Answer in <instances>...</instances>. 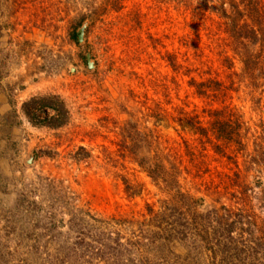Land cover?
I'll list each match as a JSON object with an SVG mask.
<instances>
[{"label":"rangeland","instance_id":"1","mask_svg":"<svg viewBox=\"0 0 264 264\" xmlns=\"http://www.w3.org/2000/svg\"><path fill=\"white\" fill-rule=\"evenodd\" d=\"M201 1L0 0V264H264L263 248L228 247L206 217L237 208V180L264 218L253 163L264 94L246 97L242 81L218 104L189 85L242 69ZM44 97L63 102L66 125L27 118L24 103ZM223 107L241 114L245 150L202 152L178 113L208 126L204 111ZM156 161L158 183L146 172ZM173 208L174 239L151 244L146 223Z\"/></svg>","mask_w":264,"mask_h":264},{"label":"trees","instance_id":"2","mask_svg":"<svg viewBox=\"0 0 264 264\" xmlns=\"http://www.w3.org/2000/svg\"><path fill=\"white\" fill-rule=\"evenodd\" d=\"M202 1L205 9L215 12L222 20L223 32L227 35V47L240 61L242 69L240 74L234 73L231 75L229 82L226 83L228 86H226L225 82L212 79L197 82L193 78L189 81V85L195 89L196 94L201 98L217 101L218 104L225 103L228 98V91L237 93V90L242 88V81L245 84L243 88L248 91L246 92V97L252 98L258 90H261V94H264V0H209L210 6H208L206 0ZM255 48H257L256 51ZM170 63L173 66L175 64L172 61ZM225 63L227 64V69L233 68V59L226 58ZM174 68L179 70L182 66L178 64ZM26 107L31 111L29 112ZM22 109L28 119L31 118V115L35 116L39 111L43 115L53 113L52 117L46 120L49 121L47 126L50 128L62 127L66 125L68 120L67 109L57 97L32 99L24 103ZM204 112H207L208 126H204L197 115H191L183 111L178 113L177 118L181 130L197 136L202 152L206 151L207 146H210L214 153L222 156L230 148H235L236 151L238 148L240 152L245 150L242 139L245 136H249V131L248 129L244 130L240 118L241 114L237 110L223 107L209 109ZM187 148L189 150L188 145ZM253 153V163L257 164L264 176L263 128L257 132ZM157 159H159L158 155H156ZM161 164L162 162L156 161L152 169L146 170L148 176L156 183L159 180L164 181L161 173H164L166 169ZM239 175L237 174L236 177H240ZM237 183V180L232 182L234 187L240 189V191H234L233 194L237 208L232 210L222 206L221 211L214 210L208 213L206 217L209 218L210 222L216 223L219 230L227 235L226 245L228 247L239 245L242 250H244V247L249 250L251 243L255 242L257 248L254 250L263 248L262 250L264 251V246H262L264 244V218L255 213L254 207L251 206L248 200L251 197L249 195L250 189L248 187L241 188ZM181 197L185 198V196ZM260 199H262V204L264 205V187L261 191ZM165 208L167 209V207ZM167 212L174 213L175 209H168L160 214L153 215V219L146 223L150 227L148 230L149 237L146 239H149L153 245L161 241L171 242L177 233V228L171 221L173 216L166 214ZM139 226H142V224ZM236 231L239 233V239L233 237ZM243 239L244 241L246 239V246L241 244ZM129 245L130 250L137 246V249L133 250L140 254L143 253L145 244L140 239L129 242ZM227 253L232 255L229 252ZM142 258H139V260Z\"/></svg>","mask_w":264,"mask_h":264},{"label":"water","instance_id":"3","mask_svg":"<svg viewBox=\"0 0 264 264\" xmlns=\"http://www.w3.org/2000/svg\"><path fill=\"white\" fill-rule=\"evenodd\" d=\"M82 35H83V30L80 31V34H79V37H78L79 41L82 40ZM88 66L91 67V63H90L89 59H88Z\"/></svg>","mask_w":264,"mask_h":264}]
</instances>
